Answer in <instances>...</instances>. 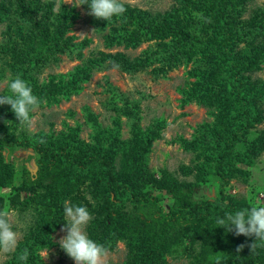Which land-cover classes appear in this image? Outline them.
I'll return each instance as SVG.
<instances>
[{
  "label": "trees",
  "instance_id": "1",
  "mask_svg": "<svg viewBox=\"0 0 264 264\" xmlns=\"http://www.w3.org/2000/svg\"><path fill=\"white\" fill-rule=\"evenodd\" d=\"M242 1L178 0L174 12L157 15L127 6L119 17L108 21L95 19L93 24L99 31L108 29L110 33L104 36L107 50L115 46L137 48L148 41L155 42L159 48L150 46L134 59L120 52H99L86 64L41 84L38 76L44 68L55 64L58 54L83 61V49L91 40L75 43L73 37H67L68 23L78 17L76 8L62 5L54 11L43 0H17L16 19L21 27L33 31L37 47L25 56L14 55L15 64L6 67L30 84L33 94L41 101L39 106L79 94L94 71L112 68L135 75L153 65L193 62L209 64L210 73L203 75L207 82L184 94L188 98L183 102L197 101L200 97L202 101L210 95L213 104H223L227 114L217 116L219 122L215 125L202 124L193 139L179 138L185 151L201 152V155L204 152L210 158L203 165V175L198 181L207 182V170L218 180L215 198H196L193 185L180 181L166 169H151L152 146L164 137L161 132L165 123L155 118L143 126L138 102L125 101L122 107L114 102L112 110L117 116L111 113L109 125L87 110L90 141L81 139L79 128L64 139L61 134H17L19 123L11 106L0 105V118L11 123L0 124V188L15 192L9 198H0V208L20 209V205L33 211V226L25 241L4 264H43L40 251L64 223L65 201L88 208L93 218L87 232L93 241L105 245L109 251L118 242L126 243L131 252L138 253L141 264L163 262L165 254L172 249L179 253L176 249L185 239L190 241L187 248L200 243L201 255L194 258L193 264H264V246L252 253L248 247L254 237L236 236L216 223L217 217L253 206L245 198L227 197L226 188L235 178L239 163H252L264 146V138H252V130L264 121L256 103L264 91L247 83L244 76L264 63V11L241 19ZM83 6L89 10L88 5ZM3 11H0L2 21L7 16H2ZM41 12L45 13L40 17ZM48 27L53 30L48 31ZM239 45L244 48L237 50ZM3 76L0 74V79ZM123 116L132 123L127 139L122 130ZM8 146L34 151L36 175L25 167L17 170L5 159ZM183 170L192 171L189 167ZM22 192L28 193L30 199L22 200ZM242 244L245 247L237 252ZM25 249L28 260L21 262L17 257ZM132 262L136 263V259Z\"/></svg>",
  "mask_w": 264,
  "mask_h": 264
},
{
  "label": "rangeland",
  "instance_id": "2",
  "mask_svg": "<svg viewBox=\"0 0 264 264\" xmlns=\"http://www.w3.org/2000/svg\"><path fill=\"white\" fill-rule=\"evenodd\" d=\"M43 1L50 3L49 5H52L54 11L60 10L62 5H67L72 9L76 8L78 17L76 21L68 23L70 31L67 37H73L75 43L82 42L85 39H90L91 43L83 49V61L71 60L58 54V60L55 64L44 68L38 76L41 84L48 83L53 77L67 74L79 65L86 64L87 60L94 59L99 52L114 54L120 52L134 59L140 57L150 46L156 49L159 48L155 42L148 41L137 48L115 46L112 50H107L104 36L110 33L108 29L99 31L93 24L96 18L88 14L89 10L87 11L83 6V0ZM121 3L124 7L128 6L132 10L137 9L152 15L174 12V8L179 5L178 0H121ZM242 7L244 12L241 19H249L255 13L260 14L264 11V0H243ZM2 9L7 11V13L3 11L2 16L4 17L5 14L7 16L6 20H0V74H4L3 78L0 79V96L10 93L8 84L17 77L15 72L9 67L7 68L6 65L15 64L14 55L25 56L37 47L33 39V31L30 28L21 27L16 19V14L18 15L19 11L17 0H0V11ZM44 13L41 12L40 17ZM120 24L124 27L123 23ZM47 29L51 31L53 27ZM19 30L20 34H18ZM168 41L170 42V39L166 42ZM243 48L244 45H239L237 50ZM201 65L193 62L188 64L183 62L178 66L158 64L135 75L112 68L105 71H94L90 81L84 84V89L79 94L71 96L70 99H61L57 103H44L39 106L30 113L33 121L32 127L28 128L19 124L16 133H25L27 136H35L40 132L48 136L61 134L64 139L72 134L71 131L79 128L81 139L90 141L91 130L87 127V110H90L94 116H99L105 125H109L111 123V113L115 115L112 110L114 102L119 107H122L125 101L138 102L141 105L144 117L143 126L148 125L150 120L152 123L155 118H160L163 120V124L165 123L164 130L161 132L164 137L156 140L152 146L149 156L151 169H166L180 181L193 185V195L196 198H215L218 194V180L213 176L211 170H207V182L198 181V178L203 175V169L205 168L203 165H206L210 158L204 152L201 155V152L185 151L179 140L180 137L188 140L193 139L196 130L202 124L215 125L216 122H219L217 116L221 117V115L227 114L224 105L220 103L219 105L213 104L210 95H207L202 101H200V97L197 101L183 102L188 98L184 95L186 92L191 93L192 89L207 82L203 75L204 73H210V66L205 63ZM155 71L160 73L155 74ZM193 73H196V75L191 76ZM244 76L248 78L247 83L253 84L258 90L264 91V63L253 70H249ZM56 81L58 80L56 79ZM256 103L263 112L264 117V96L256 100ZM121 122L124 138L127 139L132 131V123L127 116H123ZM3 123L6 125L11 124L8 119L0 118V124ZM160 125H162V122H160ZM252 132V138L258 140L264 138V121L259 123L258 127L253 129ZM4 156L7 161L14 164L17 170L25 167L32 175H36L38 166L32 149L8 146L5 149ZM184 167H189L192 171H184ZM17 185L19 186V183ZM14 194L15 192L9 188H0V198H9ZM226 195L230 198H245L252 205L264 206V146L259 156L252 163H239L235 178L230 180L226 188ZM21 199L27 201L30 199V195L22 192ZM87 199L92 200L90 195H87ZM19 207L20 209H11L13 211V230L19 234L18 245L25 241L26 235L31 230L30 227L33 226L31 216L33 211L29 208L24 209L20 205ZM65 222L66 217H64V223L55 233L51 234L48 245L40 251L43 264H75V261L61 249L59 244L60 239L66 235L65 232L61 231L66 226ZM89 224L91 222L85 227V232L91 239L92 237L87 232ZM189 246L190 241L185 239L176 249L179 253L172 249V251L165 254L163 262L156 264H193L194 258L201 255V247L200 243L187 248ZM188 255L190 256L188 257ZM11 258L12 253L0 255V264L6 263ZM134 259H136V263L132 262ZM139 261L141 264L142 261L137 252H131L126 243L118 242L115 249L109 251L105 264H129L130 262L138 264Z\"/></svg>",
  "mask_w": 264,
  "mask_h": 264
},
{
  "label": "clouds",
  "instance_id": "3",
  "mask_svg": "<svg viewBox=\"0 0 264 264\" xmlns=\"http://www.w3.org/2000/svg\"><path fill=\"white\" fill-rule=\"evenodd\" d=\"M84 4L89 7V15L103 21L126 12L121 0H84ZM8 88L10 94L0 96V105H10L18 123L31 128L33 121L30 113L39 107L41 101L33 94L30 84L20 76L11 80ZM63 211L66 226L61 231L66 235L59 241L61 249L75 264H105L109 248L93 241L85 232V227L93 218L88 208L65 201ZM12 216L10 208H0V255L13 253L18 246L19 234L13 230ZM216 223L221 226L219 228L234 232L236 236L254 237V242L248 245L251 253L264 246V206L253 205L226 213L222 218L217 217ZM244 247L243 244L238 246L237 252ZM28 256V250L25 249L17 259L26 262Z\"/></svg>",
  "mask_w": 264,
  "mask_h": 264
}]
</instances>
